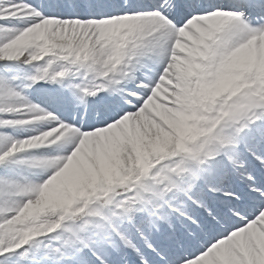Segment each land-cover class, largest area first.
<instances>
[{
    "label": "snow or ice",
    "instance_id": "1",
    "mask_svg": "<svg viewBox=\"0 0 264 264\" xmlns=\"http://www.w3.org/2000/svg\"><path fill=\"white\" fill-rule=\"evenodd\" d=\"M0 264H264V0H0Z\"/></svg>",
    "mask_w": 264,
    "mask_h": 264
}]
</instances>
